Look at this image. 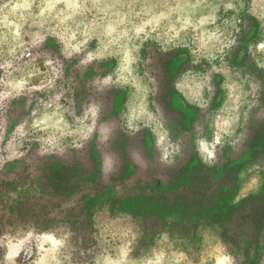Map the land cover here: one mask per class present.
<instances>
[{"label":"rangeland","instance_id":"374dc122","mask_svg":"<svg viewBox=\"0 0 264 264\" xmlns=\"http://www.w3.org/2000/svg\"><path fill=\"white\" fill-rule=\"evenodd\" d=\"M0 264H264V0H0Z\"/></svg>","mask_w":264,"mask_h":264}]
</instances>
